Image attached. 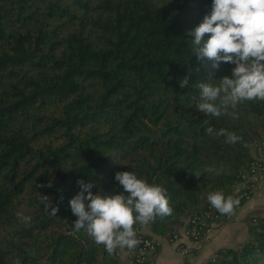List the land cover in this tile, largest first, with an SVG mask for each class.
Here are the masks:
<instances>
[{
  "label": "trees",
  "instance_id": "trees-1",
  "mask_svg": "<svg viewBox=\"0 0 264 264\" xmlns=\"http://www.w3.org/2000/svg\"><path fill=\"white\" fill-rule=\"evenodd\" d=\"M211 3L0 0V264H96L111 255L74 229L68 202L78 180L111 196L123 192L115 174L132 171L166 189L173 215L133 227L136 237L148 227L167 241L213 209L208 193L238 199L233 213L247 201L251 183L235 187L250 175L252 148L264 143V101L230 108L235 119L198 111V84L231 78L234 67L195 57L189 33ZM207 127L242 139L227 143ZM248 235L205 264H264V217L251 219Z\"/></svg>",
  "mask_w": 264,
  "mask_h": 264
},
{
  "label": "clouds",
  "instance_id": "clouds-1",
  "mask_svg": "<svg viewBox=\"0 0 264 264\" xmlns=\"http://www.w3.org/2000/svg\"><path fill=\"white\" fill-rule=\"evenodd\" d=\"M189 35L194 37L192 43L197 60L212 61L213 69L221 62L234 65L231 78L224 76L217 83L198 84L200 93L196 107L199 112L216 118L230 115L235 119L238 116L235 111L229 112L230 108L235 110L244 102L264 101V0H212L210 11ZM188 85V77L180 81L181 88ZM205 131L208 135L215 132L212 127ZM215 134L226 136L227 143L234 144L242 139L225 129ZM203 171L220 172L212 167ZM194 176L198 178L201 173ZM115 181L122 186L123 192L108 196L93 194L92 182L78 180L80 191L68 202L72 214L77 217L74 229H85L109 254L118 248L134 250L141 243L136 238L135 224L143 226L157 216L173 215L167 191L161 186L148 184L132 171L116 173ZM207 200L220 214L226 215L233 214L239 205L238 199L225 197L220 191L208 193ZM40 203L56 216L58 208L52 206L49 197L41 195ZM18 215L23 223H30L31 217ZM15 264H20V260Z\"/></svg>",
  "mask_w": 264,
  "mask_h": 264
},
{
  "label": "crops",
  "instance_id": "crops-1",
  "mask_svg": "<svg viewBox=\"0 0 264 264\" xmlns=\"http://www.w3.org/2000/svg\"><path fill=\"white\" fill-rule=\"evenodd\" d=\"M262 144L255 145L251 150V157H262ZM252 194L247 201L235 210L230 222L212 223L207 234L206 243L197 247L180 233L179 244L187 249L183 254L176 250V244L151 233L148 227L141 233L150 237L159 245L151 255L149 264H205L211 260L221 248H237L248 241V225L253 217H264V175H255L250 178ZM242 189L241 184L236 185L235 192ZM155 253V254H154ZM132 251L123 248L107 258H100L96 264H131Z\"/></svg>",
  "mask_w": 264,
  "mask_h": 264
},
{
  "label": "built area",
  "instance_id": "built-area-1",
  "mask_svg": "<svg viewBox=\"0 0 264 264\" xmlns=\"http://www.w3.org/2000/svg\"><path fill=\"white\" fill-rule=\"evenodd\" d=\"M250 168V175L244 177V180L241 182V190L246 188L247 183H250L251 177H254L255 175H264V150L262 153V157L254 159V161L251 163ZM250 189L252 194V187ZM229 218L230 215L223 216L215 208L200 211L199 213L194 214L188 219L186 226L182 229L183 235L190 242L195 243L197 247H201L205 242V238L209 231L210 225L224 219L226 221ZM179 237L180 234L173 237V239L169 240L168 242L176 244V250L180 253L185 254L187 253V249L179 244ZM136 238L139 239L141 243L134 250H131V264H149L151 255L155 251V249H157L159 244L150 237H146L143 234L138 235Z\"/></svg>",
  "mask_w": 264,
  "mask_h": 264
},
{
  "label": "rangeland",
  "instance_id": "rangeland-1",
  "mask_svg": "<svg viewBox=\"0 0 264 264\" xmlns=\"http://www.w3.org/2000/svg\"><path fill=\"white\" fill-rule=\"evenodd\" d=\"M231 219H232V216H230V218H229V219H227V220H226V221H224V222H226V223H227V222H230V221H231ZM222 223H223V222H222ZM208 233H209V232H208ZM208 233H207V234H208ZM206 238H207V235H206ZM206 238H205V241H206ZM204 243H206V242H204ZM203 245H204V244H203ZM203 245H202V246H203ZM241 246H242V245H241Z\"/></svg>",
  "mask_w": 264,
  "mask_h": 264
}]
</instances>
